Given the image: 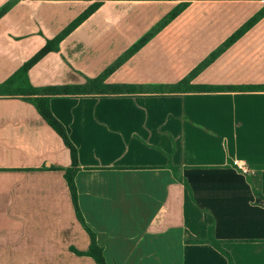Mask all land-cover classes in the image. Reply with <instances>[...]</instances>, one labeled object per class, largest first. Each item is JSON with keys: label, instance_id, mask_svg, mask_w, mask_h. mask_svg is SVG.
<instances>
[{"label": "crops", "instance_id": "crops-1", "mask_svg": "<svg viewBox=\"0 0 264 264\" xmlns=\"http://www.w3.org/2000/svg\"><path fill=\"white\" fill-rule=\"evenodd\" d=\"M97 2L0 0V264H99L70 149L16 90L85 87L153 31L105 80L134 93L49 97L85 223L108 264H264V0H105L18 76Z\"/></svg>", "mask_w": 264, "mask_h": 264}, {"label": "trees", "instance_id": "trees-1", "mask_svg": "<svg viewBox=\"0 0 264 264\" xmlns=\"http://www.w3.org/2000/svg\"><path fill=\"white\" fill-rule=\"evenodd\" d=\"M105 0H99V2L95 3L93 6H91L85 13H83L79 18H77L70 26H68L59 36H57L53 40H49L47 42L46 47L41 50L35 57H33L30 61H28L18 72L19 77H27V73L32 65H34L39 59H41L44 55L51 51H57L59 48V44L61 40L68 35L73 29H75L79 24H81L85 19H87ZM6 11V9H3L0 12V15ZM178 14V11L175 10L167 19H171L175 17ZM263 13L257 14L255 17H253L242 30L234 34L230 40L227 42L228 44L234 42L237 38H239L245 31L246 28H249L252 26L258 19L261 17ZM156 31L148 33L142 40L137 42L128 52L127 54L121 58L115 66H112L109 68L103 75L96 79L89 80L87 85L85 87H48L43 89H34L32 87H28L27 89H20L18 88L16 91L19 92L18 94L21 95H27L30 96V101L36 106L37 110L41 114V116L47 121V123L61 136L63 139L65 145L70 149L71 152V158H72V166L70 169H68L65 172L66 179L69 184V188L71 191L73 203L76 209L77 217L79 221L83 224V226L87 229V231L90 233L92 238V252L95 256L96 261L99 264H108L102 254V249L98 247L96 243V239L94 234L91 232V230L88 228L87 224L85 223V220L83 218V215L80 211L79 205H78V195H77V187L75 184V175L78 171L79 167V160H78V153L75 148V146L71 143L68 134L66 132L65 127L59 120L53 115L50 109L49 105V97L50 96H58V95H70V94H91V93H98V94H129L134 93L133 88L130 86H109L105 84V80L107 76L114 70V68L121 63L124 59L131 56L135 52H137L151 37L154 36ZM216 56V53L209 58V60L205 61L202 65H200L196 71L202 69L204 66H206L214 57ZM193 72L187 80H184L183 83L188 84L189 80L193 78L194 74ZM17 76V77H18ZM16 78V77H15ZM15 78H12L13 80L8 81L7 84L0 85L4 88H6L7 92L13 91L11 88V85L16 81ZM29 86V85H28ZM45 95V96H43ZM37 96V97H36ZM174 170V167L171 166ZM211 241L213 244H215V241L211 238ZM230 263H232L230 259Z\"/></svg>", "mask_w": 264, "mask_h": 264}, {"label": "built area", "instance_id": "built-area-1", "mask_svg": "<svg viewBox=\"0 0 264 264\" xmlns=\"http://www.w3.org/2000/svg\"><path fill=\"white\" fill-rule=\"evenodd\" d=\"M237 166L244 172V173H248V169L246 168V166L244 164H241L240 162H237Z\"/></svg>", "mask_w": 264, "mask_h": 264}]
</instances>
